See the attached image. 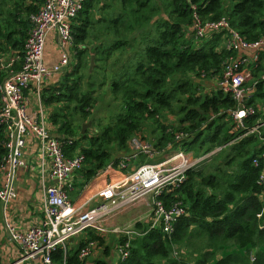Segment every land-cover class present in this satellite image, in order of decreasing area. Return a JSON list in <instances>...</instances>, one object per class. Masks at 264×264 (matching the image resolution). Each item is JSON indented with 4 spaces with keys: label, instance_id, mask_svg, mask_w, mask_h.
Returning a JSON list of instances; mask_svg holds the SVG:
<instances>
[{
    "label": "trees",
    "instance_id": "obj_1",
    "mask_svg": "<svg viewBox=\"0 0 264 264\" xmlns=\"http://www.w3.org/2000/svg\"><path fill=\"white\" fill-rule=\"evenodd\" d=\"M41 1L0 0V56H21L29 14ZM193 12L201 19L225 16L247 40L264 33V0H82L70 23L69 64L40 90L44 104L55 103L48 118L64 153H83L84 162L73 183L78 172L92 175L110 158L115 163L129 151L132 136L163 150L153 158L138 153L131 164L160 159L163 152L179 146L193 152L219 146L207 157L205 168H187L177 185L157 195L165 205L179 200L185 209L169 232L135 221L133 227L144 231L130 237L123 259L115 254L110 263L105 244L103 256L92 257L88 264H264V200L260 197L264 183H257L259 165L252 164V158L264 149V122L256 131L241 135L242 129L233 127L224 110L235 102L214 79L224 58L236 51L222 46L221 31L195 37ZM263 67L260 60L251 69L257 81L247 102L254 106L263 104L264 77L258 76ZM4 75L0 67V81ZM202 76L204 89L194 79ZM105 87L110 95L106 103L112 101L114 108L106 120L89 116L91 131L81 132L82 123L75 119L87 118L89 107L104 95ZM167 111L175 114V120L158 121L157 114ZM261 117L264 120V113L255 109L245 124ZM145 121L159 127L160 137H145ZM172 131L183 134L174 138ZM2 138L0 127V156ZM166 142H170L168 148ZM114 150L116 155H111ZM82 232L65 248L56 246L50 264H84L87 254L78 257L79 248L89 239L96 247L102 235L92 228ZM111 233L116 248L125 238ZM180 248L185 252L173 254Z\"/></svg>",
    "mask_w": 264,
    "mask_h": 264
},
{
    "label": "built area",
    "instance_id": "obj_2",
    "mask_svg": "<svg viewBox=\"0 0 264 264\" xmlns=\"http://www.w3.org/2000/svg\"><path fill=\"white\" fill-rule=\"evenodd\" d=\"M82 0H42L36 10L29 14L30 26L24 40L21 56L5 54L0 56V67L5 75L0 81V127L3 131V152L0 156V200L5 201L15 196L14 179L16 170L24 161L22 158L26 138H32L37 144V151L47 162L46 180L42 183V211L39 223L32 224L23 231L12 230L9 222L5 223L11 238L16 240L23 257L32 259L33 264H50V253L56 247L65 248L66 242L85 230L92 228L97 233L113 232L123 235L125 240L118 244L115 253L118 259L128 254L130 237L144 230L132 227L104 225L114 212L150 194L151 205L147 214L149 227L159 226L162 231L169 232L175 218L185 209L179 200L165 205L157 195L171 185H177L183 179L187 168L196 167L207 154L216 150V146L204 153H194L181 146L164 152V157L157 161H142L131 164L130 159L138 153L148 157L161 153L162 149L153 146L148 140H140L138 136L130 137L129 151L121 154L116 167L123 171L115 180L97 189L101 197L96 203L84 206L82 202L74 203L69 198V190L73 187V175L84 162L83 153L79 150L66 155L62 149L61 139L51 135L43 120L42 110L37 116L26 111L25 89L31 81L37 85L49 78L54 71L66 67L70 61L71 19L81 5ZM191 28L195 37L207 36L213 31H221L222 46L236 51L235 55L224 58L219 75L214 83L226 92L234 105L224 111L231 118L233 127L242 129L241 134L256 131L264 120L254 121L246 125V117L255 109L264 113V104L255 106L247 100L257 78L252 75V67L264 62V33L253 40L245 39L225 16L201 19L192 13ZM53 32L57 38L59 55L50 66L42 62V47L47 32ZM18 60L17 66L14 61ZM264 77V67L258 74ZM170 130V129H168ZM173 136L180 137L181 131H172ZM170 142H166L165 148ZM253 165H259L257 183H264V149L252 158ZM264 200V192L261 194ZM258 215V214H257ZM95 245L89 239L79 248L78 257L88 254ZM253 259V254H249Z\"/></svg>",
    "mask_w": 264,
    "mask_h": 264
},
{
    "label": "crops",
    "instance_id": "obj_3",
    "mask_svg": "<svg viewBox=\"0 0 264 264\" xmlns=\"http://www.w3.org/2000/svg\"><path fill=\"white\" fill-rule=\"evenodd\" d=\"M58 55L57 38L53 32L49 31L44 37L42 47L43 64L50 66L57 60ZM2 57H5V54ZM17 62L16 59L14 63ZM59 71H54L41 84L37 85L34 81H31L24 91L27 99L26 111L29 115L37 116L38 110L41 109L44 124L48 132L54 136H58V134H56L55 126L51 124L48 115L49 109L52 105L55 106V103H52V105L44 104L40 97V90L44 85L54 82L60 74ZM36 147L37 144L32 138H26L22 152L24 163L17 168L14 179L15 196L5 201L0 200V264H33L32 259L22 256L18 242L11 238L5 223L9 222L12 230L23 231L32 224L39 223L43 216L42 183L47 178V162L40 156ZM116 166V162L114 163L113 158H110L105 165L96 169L92 175L87 174L85 171L78 172L74 176L73 187L68 192L70 200L74 203L82 202L84 206L96 203L101 199L96 194L97 189L122 175L123 171ZM142 221L146 222L147 218ZM82 234L83 232L80 233V235ZM95 252H97L96 247L91 250L89 256ZM89 256L86 257L89 258ZM87 258H84L85 264L89 263Z\"/></svg>",
    "mask_w": 264,
    "mask_h": 264
},
{
    "label": "rangeland",
    "instance_id": "obj_4",
    "mask_svg": "<svg viewBox=\"0 0 264 264\" xmlns=\"http://www.w3.org/2000/svg\"><path fill=\"white\" fill-rule=\"evenodd\" d=\"M89 44H90V42L87 43V45H89ZM65 68H67V67H63L62 70H64ZM204 78H205L204 76L195 77L194 78L195 82L200 81L199 82L200 84L198 83V86L202 87V89H204V87H205V85H203V79ZM106 91H107V88H106L105 92ZM105 92H104V95L100 96V98L95 101L93 106L89 107L90 110H89V113H88L87 118L85 120L82 121L81 117L79 115L77 116L78 119L77 118L75 119L77 122H80V123L87 122V121L89 122L88 124H86L84 126L83 132L87 131V133H89L91 131L92 121H91V118H88L89 116L91 117L93 115V116H98V117H100V118H102L104 120L108 119V114L111 113V111L114 108V106L112 105L113 103H111L112 101H110L109 103H106L107 101L110 100V95H108V93L107 92L105 93ZM257 101H259V100H257ZM260 102L264 104V98L263 97L260 98ZM174 116H175V114H173L172 112L167 111V112H161L160 114L158 113L156 118L160 122H164V123L168 122V123H170L171 120H175ZM260 119H262V117L258 118V120H260ZM147 120H149V119H147ZM155 126H156V124L154 125V122H150V121L146 122L145 121L144 127H145V137L146 138L148 137V138L157 139L158 137H160L162 132L159 129V127L155 128ZM152 127L155 128V129H152ZM166 128L170 129V126H168ZM81 142H84V141H81ZM197 146H198V142L196 141V142H194L193 146H191V147L194 149ZM165 147H166V145H165ZM201 148L202 147H200L198 150L194 149V152H196V153L198 152L199 154H201V153L205 154V152H202ZM116 152H117L116 150L112 151L111 155L116 154ZM157 154H159V152ZM210 154H211V152L209 154H207L205 156L204 160L202 162H200L197 166H201L202 165L204 167V165L207 163V160L209 158L208 156ZM154 156L155 155H153L150 158H153ZM164 156L165 155H163V157ZM144 160H146L145 157H144ZM155 161H157V160H155ZM150 205H151L150 194H146L145 196H143L139 200H137L135 202H132L129 205H127V206L121 208L120 210L114 212L108 219L105 220L104 225L107 228H110L112 226L132 227L133 224H134V222H133L134 220L143 222L142 220L147 218V214H148ZM78 235H80V234H78ZM78 235H75V236H72L71 238H69L67 240L66 244H68L74 237H78ZM101 238H102V242H100V243L97 242V245H96L97 252H95L93 254H90V256H89V253H88L87 255L89 256V258L86 257L87 255L84 258H87V259L90 260L94 256L95 257L103 256L104 245L108 244L109 245L108 252H109L110 259H111L110 263H113L114 262V255L116 254L115 253V246L113 247V245L116 244V242H115L116 241L115 240L116 237L111 232H105V233L102 234ZM175 250L176 251H174L173 254H179V253L185 252L184 249H182V248H180L178 250L175 249ZM115 257H116V255H115ZM189 264H192V262L189 261Z\"/></svg>",
    "mask_w": 264,
    "mask_h": 264
},
{
    "label": "water",
    "instance_id": "obj_5",
    "mask_svg": "<svg viewBox=\"0 0 264 264\" xmlns=\"http://www.w3.org/2000/svg\"><path fill=\"white\" fill-rule=\"evenodd\" d=\"M92 56H90V64L92 63ZM90 64H89V66H90ZM89 122L87 121V122H83L82 124H81V128H80V131L82 132L83 131V129H84V126L86 125V124H88Z\"/></svg>",
    "mask_w": 264,
    "mask_h": 264
}]
</instances>
